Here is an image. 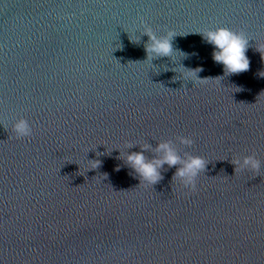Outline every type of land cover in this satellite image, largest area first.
<instances>
[{
	"label": "water",
	"instance_id": "95a60500",
	"mask_svg": "<svg viewBox=\"0 0 264 264\" xmlns=\"http://www.w3.org/2000/svg\"><path fill=\"white\" fill-rule=\"evenodd\" d=\"M145 27L176 34L171 57L146 59ZM216 27L249 38L248 71L213 61ZM257 43L264 0H0V264H264ZM161 140L205 159L195 191L176 166L139 184L123 157Z\"/></svg>",
	"mask_w": 264,
	"mask_h": 264
},
{
	"label": "clouds",
	"instance_id": "9594fccd",
	"mask_svg": "<svg viewBox=\"0 0 264 264\" xmlns=\"http://www.w3.org/2000/svg\"><path fill=\"white\" fill-rule=\"evenodd\" d=\"M143 34L148 37L147 42L144 44L146 59L172 56L174 52L172 39L176 35L174 32L168 31L161 36H157L150 28L145 27ZM199 34L206 43L214 46L211 53L212 59L223 66L225 75L248 71L250 61L246 51L249 47V38L243 32L233 31L227 27H216ZM256 50L262 57L264 43H257ZM202 70L199 66L188 68L185 79L193 82V80L203 81L205 78H209L198 76V73ZM12 130L17 138L30 136L32 133L28 121L24 118L15 120ZM177 139L183 145L190 146L193 143L190 137L178 136ZM126 147L131 148L133 145L127 143ZM139 147L140 151L128 152L123 157L139 177V184L145 182L148 185H155L162 179L161 169L164 165H167L169 167L176 166L173 180L178 181L180 185L189 191L196 190V178L205 170L206 161L203 157L189 153L181 156L168 140L159 141L154 149H150L147 144H142ZM148 150L154 153L151 157L145 155ZM99 163L98 160L89 161L91 165L89 169H95ZM232 163L236 166V172L244 169L258 172L260 169V161L254 155L234 158Z\"/></svg>",
	"mask_w": 264,
	"mask_h": 264
}]
</instances>
